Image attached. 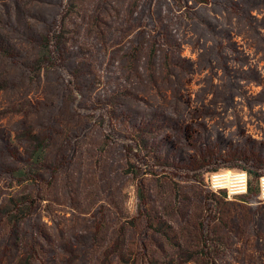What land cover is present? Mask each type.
Masks as SVG:
<instances>
[{"label":"rangeland","instance_id":"374dc122","mask_svg":"<svg viewBox=\"0 0 264 264\" xmlns=\"http://www.w3.org/2000/svg\"><path fill=\"white\" fill-rule=\"evenodd\" d=\"M262 178L264 0H0V264H264Z\"/></svg>","mask_w":264,"mask_h":264},{"label":"trees","instance_id":"16d2710c","mask_svg":"<svg viewBox=\"0 0 264 264\" xmlns=\"http://www.w3.org/2000/svg\"><path fill=\"white\" fill-rule=\"evenodd\" d=\"M249 192H251V187H248ZM36 208L33 207L31 210H22L18 212V216L16 217L17 220L24 219L28 215L33 214L35 212ZM144 229L147 231H150L152 234H156L161 237H166L167 235L165 234L164 230L161 229H155L154 224L149 220L145 219L144 221ZM150 242V241H149ZM195 243H199L198 239L195 238L194 240ZM140 247L142 250L145 252L143 254V257L140 258L139 262L138 261H133V264H163L160 263L155 257L153 251L150 248V245L148 244V241H142L140 242ZM196 264H211L209 262V258L206 256H201V257H193L192 259Z\"/></svg>","mask_w":264,"mask_h":264},{"label":"built area","instance_id":"2783aa9c","mask_svg":"<svg viewBox=\"0 0 264 264\" xmlns=\"http://www.w3.org/2000/svg\"><path fill=\"white\" fill-rule=\"evenodd\" d=\"M213 177H216L215 178V180H214V182L216 183V184H219L220 185V176H212V178ZM224 181L226 180V178H222ZM243 179V183H242V190H243V193L245 192V184H244V178H242ZM234 181H236V180H234ZM235 186L234 187H236L235 188V190H237V192L236 193H238V194H242V193H239V188H240V186H239V183H236L235 182ZM219 188H223L222 186H218ZM260 195H259V198H260V200H262V201H264V178H262L261 179V186H260Z\"/></svg>","mask_w":264,"mask_h":264},{"label":"bare ground","instance_id":"6f19581e","mask_svg":"<svg viewBox=\"0 0 264 264\" xmlns=\"http://www.w3.org/2000/svg\"><path fill=\"white\" fill-rule=\"evenodd\" d=\"M233 177V180H236V183H239V186H240V190H239V193H243V190H242V183H243V179H242V175H236V176H231V174H226V175H220V178H226L228 180L232 179ZM216 177H213V181L215 180Z\"/></svg>","mask_w":264,"mask_h":264}]
</instances>
